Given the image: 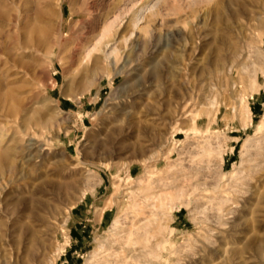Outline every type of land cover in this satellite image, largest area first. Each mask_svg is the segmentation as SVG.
Wrapping results in <instances>:
<instances>
[{
    "label": "rangeland",
    "instance_id": "obj_1",
    "mask_svg": "<svg viewBox=\"0 0 264 264\" xmlns=\"http://www.w3.org/2000/svg\"><path fill=\"white\" fill-rule=\"evenodd\" d=\"M3 151L0 264H264V0H0Z\"/></svg>",
    "mask_w": 264,
    "mask_h": 264
},
{
    "label": "bare ground",
    "instance_id": "obj_2",
    "mask_svg": "<svg viewBox=\"0 0 264 264\" xmlns=\"http://www.w3.org/2000/svg\"><path fill=\"white\" fill-rule=\"evenodd\" d=\"M104 37H105V35H106V33L104 32V34H102ZM109 42V40H106V42H105V44L107 45V43ZM107 48V47H106ZM96 49V48H95ZM98 50H99V48H98ZM113 54H114V49H112L110 52H107V51H105L104 52V55H103V58L106 60V61H111L112 60V57H113ZM102 59V57L100 56V55H96V62H99L100 60ZM246 110H249L247 107L245 108ZM244 109V110H245ZM262 126L263 125H261L260 127H258V128H262ZM247 143V142H246ZM27 145V144H26ZM245 146H246V144H245ZM28 147V146H27ZM34 148H33V144L32 143H30V145H29V148H28V151L27 152H25L24 153V156H22V158L23 159H25L26 160V158H28L27 159V161H31V159L33 160V158H32V156H33V154H32V150H33ZM5 164H7V152L6 151H3V152H0V169H1V167L2 166H4ZM9 165V168L11 169V170H13L14 169V166H13V164L12 163H10V164H8ZM115 225V222H114V224H113V226ZM114 245V244H113ZM260 246H261V248L263 247L262 246V244L260 243L259 244ZM258 245V246H259ZM260 246H259V249H261L260 248ZM263 249V248H262ZM111 251V250H110ZM114 251V250H113ZM260 251V250H259ZM109 252V251H108ZM116 252V251H115ZM95 253V252H94ZM105 254H107V253H104V255ZM113 254V253H112ZM116 254V253H115ZM96 255V254H95ZM93 256V257H96V256ZM103 255V256H104ZM108 255V254H107ZM101 257L102 259L103 258H105V257ZM109 256V255H108ZM108 256L106 257L107 259H108ZM110 256H111V254H110ZM109 256V257H110ZM92 256L90 257V260L92 261V258H93ZM112 257V256H111ZM97 258V257H96ZM99 258V257H98ZM114 260H115V262H116V255H115V258L114 257H112ZM93 259H95V258H93ZM90 260H88V264H90V263H92V262H89ZM97 260H100V258L99 259H97ZM109 260V259H108ZM111 260V259H110ZM114 260H112V261H114ZM102 261V260H101ZM104 261V260H103ZM102 261V262H103ZM107 261V260H106ZM102 262H100L99 264H102ZM87 263V262H86ZM94 263V262H93ZM120 263V262H119ZM122 263V262H121ZM124 263H126V262H124ZM124 263H122V264H124ZM104 264V263H103ZM106 264V263H105ZM108 264H109V261H108ZM110 264H115L114 262H111ZM129 264V263H128Z\"/></svg>",
    "mask_w": 264,
    "mask_h": 264
}]
</instances>
